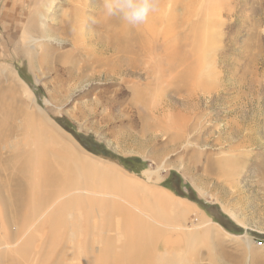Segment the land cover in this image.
Listing matches in <instances>:
<instances>
[{"label": "rangeland", "instance_id": "374dc122", "mask_svg": "<svg viewBox=\"0 0 264 264\" xmlns=\"http://www.w3.org/2000/svg\"><path fill=\"white\" fill-rule=\"evenodd\" d=\"M88 1L0 0V264H264V0H156L124 75Z\"/></svg>", "mask_w": 264, "mask_h": 264}, {"label": "bare ground", "instance_id": "6f19581e", "mask_svg": "<svg viewBox=\"0 0 264 264\" xmlns=\"http://www.w3.org/2000/svg\"><path fill=\"white\" fill-rule=\"evenodd\" d=\"M88 3H89V1L88 0H86V4H85V2H84V0H82V4H84V5H88ZM94 6V5H93ZM92 6V7H93ZM88 8V7H87ZM91 13H93V15L95 14V15H101L102 13H104V10L101 12V13H98L96 10H91L90 11ZM103 17H105L104 19H103V21H102V23H100L101 24V26H102V29H105L109 24H111V26L108 28V29H106L110 34H111V38H109L108 40H102L103 38H99V40L97 41V42H99L100 41V43H101V47H102V50H101V52L103 53V54H105V53H110L111 52V54H112V56H110V58H117L116 60L118 61L117 62V64L114 66V67H112V68H110L111 70H110V75H124V73L127 71V70H129V69H126V67H125V69H123L120 65H118L119 64V62H120V57L122 56V55H125V54H133L134 56H135V63L137 64L138 63V72H142V71H145V70H143L144 68V65H142V63H143V61L142 60H140V57H142V56H145V53H144V51H142V47L141 46H138V47H133V45H134V43H133V38L132 37H136V40L137 39H140V38H143V34L141 33V25H138V26H135L136 28L133 30V29H131V27H130V25H128V24H126L124 21H123V25H122V27H121V29H120V26H121V24H120V22H118L115 26H114V17L113 16H108V15H106L105 13H104V16ZM108 18L110 19V20H108ZM118 26V27H117ZM65 27H67V29H69V27H71V24H70V22H68L66 25H65ZM91 27H92V25H91ZM114 27L116 28V29H120L119 31L117 30H115L114 29ZM72 29V28H71ZM118 32H120L119 34H118ZM63 33V32H62ZM82 35V34H81ZM62 36V35H61ZM88 36V35H87ZM85 37V36H84ZM80 38H82V37H76L75 39H73L72 41H73V45H74V49L77 47H79L80 46ZM85 38H87V37H85ZM95 38V37H94ZM83 39V38H82ZM96 39V38H95ZM101 39V40H100ZM65 40V39H64ZM87 41H88V38L86 39ZM94 40V39H93ZM83 41V40H82ZM90 41L91 40H89V43H90ZM155 41V40H154ZM69 43V42H68ZM98 48V47H97ZM98 54H100V55H102L100 52H98ZM48 56H49V54H48ZM47 57V53H45L44 54V58H43V60L45 59ZM125 59V58H124ZM47 61V60H46ZM45 61V62H46ZM127 61V60H126ZM101 61L100 60H98L97 62H96V60L95 61H93V63H91V64H89L90 66L89 67H91L93 64H98V63H100ZM121 62H122V60H121ZM131 63V62H130ZM141 63V64H140ZM47 64V63H46ZM121 64V63H120ZM133 64V63H132ZM101 65V64H100ZM100 65L98 64V66L100 67ZM47 68V67H46ZM175 68V67H174ZM43 69H44V67H43ZM95 69V68H94ZM135 69H136V67H135ZM116 70V71H115ZM47 71V70H46ZM45 71V72H46ZM102 72V71H101ZM136 75V74H135ZM134 75V76H135ZM137 76V75H136ZM167 83V82H166ZM44 164H46V162L45 161H42L39 165H40V168H41V166L42 165H44ZM46 167V166H45ZM45 168H42V170H44ZM66 175V174H65ZM70 177V176H69ZM67 178H68V175H67ZM48 179H52V182L51 183H48ZM67 180V179H66ZM61 181V183H58V176H56L55 174H54V176H52L51 175V173L50 174H48V175H46V174H43L42 175V183H43V185H45V186H48V185H51V184H53V185H56L57 183L59 184V187H61V188H56V189H53V191H51V192H49L48 194H45V196L41 199V201H40V203H38V207H37V209H38V211L40 212V211H42L43 210V208H44V206H46V205H51V203L52 202H55V200H57V199H59V198H61L62 196H64L65 194H63L66 190H67V188H71V191L69 192V194H71V195H73V194H75L76 192L77 193H85V194H88V195H91V196H94V197H100V198H102V200L104 199V198H107V200H111L113 203H114V200H117V199H119V200H121V201H123V202H125V203H127V201L126 200H124L123 198H119L118 196H116V195H111V194H108V193H104V192H99V193H97V190H93L92 192H88V191H82L81 189H79V187L78 188H76V186H74V185H71V183H70V181H65L64 179H62V180H60ZM79 181V180H78ZM79 189V190H78ZM76 190H78V191H76ZM86 190V189H85ZM113 192V191H112ZM156 192V191H155ZM159 193V192H158ZM76 195V194H75ZM74 195V196H75ZM81 195V194H80ZM17 196H19V194H17ZM67 196V195H66ZM173 196V195H172ZM157 197V198H156ZM155 198V200L156 201H158V203H162L161 202V197L159 196V195H157ZM18 198V197H17ZM21 198V197H20ZM80 199H81V197H80ZM84 201V200H83ZM82 201V202H83ZM17 202H18V204L21 206V204H20V201L17 199ZM26 202V201H25ZM80 202V201H79ZM61 204V203H60ZM59 204V205H60ZM74 204V203H73ZM81 204V203H80ZM79 204V205H80ZM58 205V202H56V203H53V205L51 206V207H55V206H57ZM82 205V204H81ZM157 206H158V208L159 209H163V206H162V204H156ZM120 206V205H119ZM139 206V205H138ZM130 207V206H129ZM140 207V206H139ZM139 207H136V206H132L131 207V209L134 211V212H132V214H131V211L129 212V210L128 211H123L122 210V212L126 215V212H127V219H129V220H144L143 218H147L150 222H154V223H157V224H161V222H159L158 221V219L153 215V213H151V214H149V213H145L146 211H143L142 209L143 208H139ZM36 209V210H37ZM47 210V209H46ZM82 210V209H81ZM34 212V211H33ZM82 212V211H81ZM151 212V211H150ZM43 213V214H42ZM41 214V216H40V218H44L46 215H47V213H48V211L47 212H42ZM35 214H36V211H35ZM70 214V213H69ZM72 215V214H71ZM83 215V214H82ZM135 215V216H134ZM69 216V215H68ZM73 216V215H72ZM81 218V217H80ZM84 218V217H83ZM76 219V218H75ZM82 219V218H81ZM78 220V219H77ZM128 221V220H127ZM130 222V221H129ZM138 223V222H137ZM150 224V223H149ZM152 225V224H151ZM211 229H213V228H211ZM221 236H222V233H218V235H217V237H218V239H222L221 238ZM171 237V236H170ZM171 238H173V237H171ZM170 241H168V243H170V242H172L173 240H171V239H169ZM174 241H176V240H174ZM172 242V243H170L169 245H171V244H174L175 242ZM181 241V240H180ZM222 242V240H219V243H221ZM176 243H180V242H176ZM180 244H183V243H180Z\"/></svg>", "mask_w": 264, "mask_h": 264}, {"label": "clouds", "instance_id": "9594fccd", "mask_svg": "<svg viewBox=\"0 0 264 264\" xmlns=\"http://www.w3.org/2000/svg\"><path fill=\"white\" fill-rule=\"evenodd\" d=\"M104 12L108 16L119 15L130 26L146 23L156 9V0H104Z\"/></svg>", "mask_w": 264, "mask_h": 264}, {"label": "water", "instance_id": "95a60500", "mask_svg": "<svg viewBox=\"0 0 264 264\" xmlns=\"http://www.w3.org/2000/svg\"><path fill=\"white\" fill-rule=\"evenodd\" d=\"M178 246H176V249H177Z\"/></svg>", "mask_w": 264, "mask_h": 264}]
</instances>
